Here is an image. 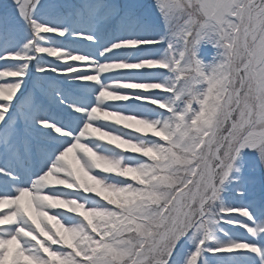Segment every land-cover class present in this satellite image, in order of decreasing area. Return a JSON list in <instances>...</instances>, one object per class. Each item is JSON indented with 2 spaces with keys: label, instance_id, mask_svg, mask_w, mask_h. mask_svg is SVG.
Returning <instances> with one entry per match:
<instances>
[{
  "label": "snow or ice",
  "instance_id": "1",
  "mask_svg": "<svg viewBox=\"0 0 264 264\" xmlns=\"http://www.w3.org/2000/svg\"><path fill=\"white\" fill-rule=\"evenodd\" d=\"M0 9V264H264V0Z\"/></svg>",
  "mask_w": 264,
  "mask_h": 264
},
{
  "label": "rangeland",
  "instance_id": "2",
  "mask_svg": "<svg viewBox=\"0 0 264 264\" xmlns=\"http://www.w3.org/2000/svg\"><path fill=\"white\" fill-rule=\"evenodd\" d=\"M44 2H54V0H44ZM0 5H8V2L0 0ZM0 11H2V9H0Z\"/></svg>",
  "mask_w": 264,
  "mask_h": 264
}]
</instances>
